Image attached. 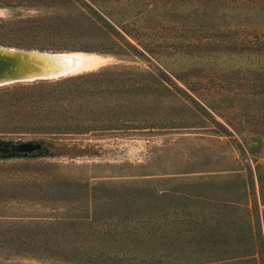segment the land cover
<instances>
[{"label":"rangeland","instance_id":"obj_1","mask_svg":"<svg viewBox=\"0 0 264 264\" xmlns=\"http://www.w3.org/2000/svg\"><path fill=\"white\" fill-rule=\"evenodd\" d=\"M0 45L106 58L79 74L0 86L4 108L22 87L122 65L167 76L170 88L139 92L152 101L140 105L146 120L136 122L137 129L17 132L25 122L43 121L0 113V144L34 141L45 148L0 153V237L14 239L0 242V264H61L33 258L46 250L15 241L40 242L44 234L35 221L81 212L69 201L29 196L33 181L55 191V180L76 183L78 199L86 185H96L110 198L123 196L143 216L184 212L171 217L203 230L202 239L189 237L198 247L193 254L209 236L216 246L242 245L246 220L260 221L264 234V0H0ZM227 226L233 230L225 242ZM176 230L131 243L153 250L175 244L180 252L186 241Z\"/></svg>","mask_w":264,"mask_h":264},{"label":"trees","instance_id":"obj_2","mask_svg":"<svg viewBox=\"0 0 264 264\" xmlns=\"http://www.w3.org/2000/svg\"><path fill=\"white\" fill-rule=\"evenodd\" d=\"M147 72L148 70L141 69L137 73L122 65L55 83H45L47 87L42 84L22 87L23 92L15 95L11 108H4L5 102L0 100V113H7L5 117L29 113L43 121L39 124L25 122L17 132L65 134L141 128L136 126V122L146 120V117L142 116L140 105L151 103L152 96L140 95L139 92L170 90L169 77L159 79L151 71L146 74ZM88 84L90 86L84 87ZM37 87L41 89L36 91ZM30 183L35 189L31 193L27 190L29 196L35 195V199L45 202L69 201L75 205L76 210L81 211L76 215L75 212H69V215L45 217L41 221H35L36 229L39 228L44 234L41 237L44 240L40 242L30 240L36 239L33 237H29V240H15L21 242L19 246L30 243L33 244L32 248L46 250L32 256L33 258L61 264H264V234L260 221L250 219L243 222L242 227L246 233L242 245L216 246L209 236L205 237L206 245L203 250L193 254L191 250L198 247L192 245L189 237L197 235L202 239L203 230L179 224L176 222L178 219L171 217L173 214L181 217L184 212L164 211L161 213L166 216L164 219H159L160 215L154 212L143 216L123 196L110 198L96 185H86L84 197L78 199L77 188L72 190L71 187H80L76 183L55 180L54 187H59L56 191L66 193L64 195H58L54 189H48L38 181ZM260 199L264 205L263 187L260 189ZM135 201L132 204H136ZM250 201L253 208L257 209L256 196ZM74 207L73 211H76ZM114 208L116 209L113 210ZM247 208H250L249 205ZM28 226L22 227L29 229L31 225ZM11 227L14 228V225ZM173 228L177 229L179 239L186 241L180 252L176 250L175 244L153 250L149 246L143 249L140 244L131 243L133 240H140L139 237L153 240L167 236ZM52 230L56 233L50 235ZM232 230V226L225 228V242L226 238H231ZM32 232L37 234L36 231ZM13 240L0 237V242Z\"/></svg>","mask_w":264,"mask_h":264},{"label":"bare ground","instance_id":"obj_3","mask_svg":"<svg viewBox=\"0 0 264 264\" xmlns=\"http://www.w3.org/2000/svg\"><path fill=\"white\" fill-rule=\"evenodd\" d=\"M4 48L12 50V58L19 60L32 61L38 65L27 64H5L0 62V86L16 83V82H30L36 80L57 79L61 77L79 74L81 72L90 71L95 68L101 67L106 58L92 53L83 51H47L40 50L43 54H39L38 49H31L35 51L36 55L31 56L28 49L15 48L9 46H1L0 52ZM61 57L67 59L66 62H56L53 58Z\"/></svg>","mask_w":264,"mask_h":264},{"label":"water","instance_id":"obj_4","mask_svg":"<svg viewBox=\"0 0 264 264\" xmlns=\"http://www.w3.org/2000/svg\"><path fill=\"white\" fill-rule=\"evenodd\" d=\"M30 51H26L29 53L35 52V51H31V49H28ZM39 54H43L42 51L38 50ZM31 56H40V55H36L35 53L30 54ZM56 62H66L69 61L67 59H62L61 57H57V58H53ZM0 62L4 63V67L5 64L8 63H15V64H27V65H38L32 61H24V60H19L18 58H12V50L11 49H7L4 48V50H2L0 52ZM2 66L0 65V68ZM45 148L43 147V144L41 142H34V141H23V142H19V143H13V144H8V143H1L0 144V153H12V154H33L35 152L38 151H44Z\"/></svg>","mask_w":264,"mask_h":264}]
</instances>
